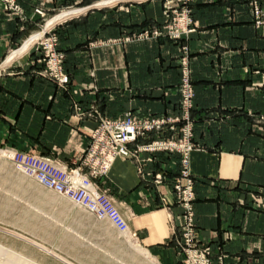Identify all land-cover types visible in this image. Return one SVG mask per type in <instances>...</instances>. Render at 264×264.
<instances>
[{"label": "crops", "instance_id": "crops-1", "mask_svg": "<svg viewBox=\"0 0 264 264\" xmlns=\"http://www.w3.org/2000/svg\"><path fill=\"white\" fill-rule=\"evenodd\" d=\"M251 1L194 0L195 33L184 42L194 91L193 134L201 146L189 157L195 236L211 250L219 247L225 264H264V27L253 25ZM95 2L18 0L20 14L0 1V148L74 168L94 126L89 118H76L79 109L114 119L127 111L138 118L176 114L180 44L163 37L127 39L164 23L175 0H128L86 8L56 24L53 33L70 76L66 89L34 74L31 47L6 65L12 53L45 30L48 16ZM38 28L41 31L34 33ZM260 116L263 120L257 122ZM158 136L153 132L138 143ZM147 157L140 154L139 162L117 158L105 175L92 180L112 198L136 239L74 207L1 158L0 227H17L4 223L2 216L4 199H13L15 183V204L44 219L55 214L61 232L71 233L74 249L61 245L51 250L67 264H180L176 240L181 209L171 191L180 160L178 155L154 153L151 162L143 163ZM158 173L164 178L161 184L154 183Z\"/></svg>", "mask_w": 264, "mask_h": 264}, {"label": "built area", "instance_id": "built-area-1", "mask_svg": "<svg viewBox=\"0 0 264 264\" xmlns=\"http://www.w3.org/2000/svg\"><path fill=\"white\" fill-rule=\"evenodd\" d=\"M10 12L22 13L18 0H0ZM177 7L171 10V20L162 30L152 32L153 36H167L171 40L188 39L195 33V22L190 5L193 0H175ZM253 23L255 27H264V0H252ZM39 17H45L40 9L34 10ZM149 31H143L136 37L146 39ZM135 36V35H134ZM58 36L51 28L45 32L37 46L31 48L34 58L30 64L36 66L34 74L53 83L61 89L70 85V76L65 70V55L57 49ZM189 50L181 46L178 67L180 71L178 93L179 103L176 114L172 116L138 118L130 111L120 118H108L97 110L79 109L76 118L79 121L91 119L94 123L83 156L74 168H67L54 159L30 154L27 152L0 148V158L12 164L15 170L32 178L42 187L70 200L74 205L83 208L98 220L108 221L122 235L136 239V233L129 228L112 198L105 190H101L92 180L103 176L111 168L117 158L139 159L140 154H147L143 163L151 162L150 155L164 153L178 155L179 169L172 179V194L175 203L181 209L182 224L176 240L177 254L180 264H225L224 254L217 247L214 250L201 244L195 236L194 221V180L189 172L191 152L201 149L194 140L191 116L193 108V85L188 67ZM258 122L263 117H257ZM158 134L157 139L139 144L140 140H148L150 134ZM166 133L169 136H166ZM135 144L134 148H129ZM139 162V161H138ZM164 181L162 174L154 176V183Z\"/></svg>", "mask_w": 264, "mask_h": 264}, {"label": "rangeland", "instance_id": "rangeland-1", "mask_svg": "<svg viewBox=\"0 0 264 264\" xmlns=\"http://www.w3.org/2000/svg\"><path fill=\"white\" fill-rule=\"evenodd\" d=\"M99 1L102 2L103 0H97L98 3ZM104 1H112V0H104ZM97 2L95 3L97 4ZM95 3L87 7L77 8L78 6L77 7L74 6V7H69L67 9H64V10H60L56 12L55 14L48 16L46 20L47 19L50 20L56 17L57 15L67 12V11H72L76 9H86V8L87 9L89 8L88 10H92L91 8L93 9L99 8V7H95L96 5ZM177 6L178 4L176 3L174 7L170 8L169 17L164 23L156 25V26H151L150 28L143 30V31H149L150 35L146 39H139L136 37L138 34L142 33L143 31L132 34L131 38L129 37L127 39H132L135 41H142V40H148L152 38L155 39L158 37H163V38H168L170 41L174 43H179L180 48L181 46H184V45L187 46L186 43L184 42H186L190 37L186 40L182 39L181 41L177 42V41L171 40L169 37L164 36V35L163 36H153L152 35V32L162 30V28L168 25L167 23L171 20V10ZM250 6H251V12H252V2L250 3ZM107 7H110V6H107ZM101 8H104V7H101ZM190 8L192 10V16L194 19L193 2L190 5ZM46 20L42 22L41 27L45 25ZM41 29L42 28H38V30H36L34 33L40 32ZM41 37L38 39L39 41ZM38 40H36L33 43L35 44L33 47L37 46V44L39 43ZM58 45H59V37H58L57 49H58ZM179 57L180 56L178 55V61H179ZM188 67L190 70V55H189ZM179 78H180V71H179ZM190 79H191V73H190ZM191 82H192V79H191ZM192 110L193 108L191 109V112ZM256 121L258 122V120ZM13 169L15 170L14 167ZM12 191H13V199L9 201L7 198L4 199V204L2 206V211H3L2 216L4 217V223H12V224H15L17 227L16 228L0 227V264H67L68 262L61 260L60 254L58 252H53L51 250L58 249L61 245H63L64 247H69V248L71 247L74 249L75 242L73 241V238L69 230L63 229V232H61L59 222L54 218L55 214L53 213L47 219H44V217L42 215H39L38 213L27 214L26 207L20 204H15V183H13ZM37 194H40V193L37 192ZM49 196L50 195H45V198H48ZM69 202L74 207L80 208L79 206L74 205L70 200ZM39 204L40 203L36 201V205H39ZM21 208L23 209V211ZM80 209L87 212L88 214H91L88 211L84 210L83 208H80ZM15 210H18V211H15ZM131 245H132V248L137 250L139 253L141 254L143 253L144 250H142L137 243H131Z\"/></svg>", "mask_w": 264, "mask_h": 264}, {"label": "bare ground", "instance_id": "bare-ground-1", "mask_svg": "<svg viewBox=\"0 0 264 264\" xmlns=\"http://www.w3.org/2000/svg\"><path fill=\"white\" fill-rule=\"evenodd\" d=\"M122 1H128V0L102 1V2L97 3L95 5V7L101 8V7L112 6V5L117 4L118 2H122ZM86 11H87V9H76V10H72V11H67V12L61 13V14L57 15L56 17L50 19L47 22L45 30L43 32L35 34L31 39L26 41L27 43L24 44L25 46L23 47V49L21 51L14 52L8 57V59L6 61V65H9L17 56H19L20 54H23L25 51H27L29 49V47H31L32 44L36 40H38L45 32H47L51 28L53 29V27L56 26V24H58L60 22H63L64 20H67L69 18H72V17L78 16L80 14H83ZM142 254H143V256H147V253L145 251H143Z\"/></svg>", "mask_w": 264, "mask_h": 264}, {"label": "water", "instance_id": "water-1", "mask_svg": "<svg viewBox=\"0 0 264 264\" xmlns=\"http://www.w3.org/2000/svg\"><path fill=\"white\" fill-rule=\"evenodd\" d=\"M91 9H93V8H91Z\"/></svg>", "mask_w": 264, "mask_h": 264}]
</instances>
